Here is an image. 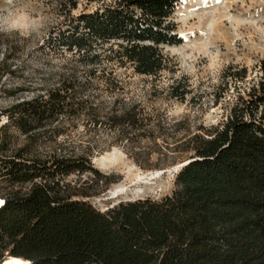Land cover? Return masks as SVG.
Wrapping results in <instances>:
<instances>
[{
  "label": "trees",
  "instance_id": "16d2710c",
  "mask_svg": "<svg viewBox=\"0 0 264 264\" xmlns=\"http://www.w3.org/2000/svg\"><path fill=\"white\" fill-rule=\"evenodd\" d=\"M89 1L104 4L72 17L52 42L92 64L102 57L91 56L94 49L110 44L106 57L137 75L156 77L168 69L171 59L161 46L183 43L171 20L182 0ZM97 73L74 72L3 113L4 127H14L28 143L10 157L0 154V179L20 186L1 196L0 263L264 264V63L249 99L240 97L226 121L178 147L191 154L171 196L125 201L105 212L66 181L86 173L103 178L91 164L92 151L44 158L30 153L34 142L68 135L75 117L98 109L88 95ZM108 119L116 126L130 124L132 117L112 113ZM101 120L97 115L94 122ZM8 142L10 135L0 138V150Z\"/></svg>",
  "mask_w": 264,
  "mask_h": 264
},
{
  "label": "rangeland",
  "instance_id": "374dc122",
  "mask_svg": "<svg viewBox=\"0 0 264 264\" xmlns=\"http://www.w3.org/2000/svg\"><path fill=\"white\" fill-rule=\"evenodd\" d=\"M73 4L78 7L74 9ZM103 4L89 0H0V15L19 10L13 27L0 30V138L11 136L0 154L10 157L28 143L14 127H4L8 118L3 113L10 106L45 94L74 72L83 76L96 68L97 77L88 95H94L98 109L75 117L68 135L34 142L30 153L44 158L54 153L92 151L91 164L103 178L86 173L66 181L105 212L125 201L171 196L177 178L173 171L187 163L191 154L178 147L189 136L204 134L226 121L240 97L249 99L251 88L262 79L264 0H182L171 20L183 43L175 45L176 51L161 46L171 62L156 77L137 75L131 66L109 60L110 44L94 49L91 56L100 53L102 57L92 64L52 42L70 27L72 17L101 9ZM243 70L246 74L241 79ZM112 113H128L136 119L115 126L108 119ZM97 115L102 119L98 125L94 122ZM95 159L100 160L96 163ZM157 171L163 174L150 181ZM19 188L0 179V200ZM117 190L123 193L114 199L112 193Z\"/></svg>",
  "mask_w": 264,
  "mask_h": 264
},
{
  "label": "clouds",
  "instance_id": "9594fccd",
  "mask_svg": "<svg viewBox=\"0 0 264 264\" xmlns=\"http://www.w3.org/2000/svg\"><path fill=\"white\" fill-rule=\"evenodd\" d=\"M17 12H19L18 9L16 11L8 10L7 15H0V30H8L13 27V25L16 23L14 17L16 16Z\"/></svg>",
  "mask_w": 264,
  "mask_h": 264
},
{
  "label": "bare ground",
  "instance_id": "6f19581e",
  "mask_svg": "<svg viewBox=\"0 0 264 264\" xmlns=\"http://www.w3.org/2000/svg\"><path fill=\"white\" fill-rule=\"evenodd\" d=\"M176 47L175 46H171V47H169L168 49H170V50H175L176 51V49H175ZM100 159H95V162L97 163L98 161H99ZM186 164H188V163H185V165ZM184 165V164H183ZM181 165H179L178 167H180ZM181 168V167H180ZM180 168H175L176 169V171H173V172H175V173H178L179 171H180ZM182 169V168H181ZM161 174H163V171H157L156 173H154L153 175H152V179L150 180V181H155V180H157V178H159L160 177V175ZM140 180H145L144 178H141ZM141 182V181H140ZM143 184H149L148 182H145V183H143ZM122 193H123V190H117V191H114L113 193H112V195H114L113 197H114V199H117V198H119L120 196H122Z\"/></svg>",
  "mask_w": 264,
  "mask_h": 264
},
{
  "label": "snow or ice",
  "instance_id": "6c2138e0",
  "mask_svg": "<svg viewBox=\"0 0 264 264\" xmlns=\"http://www.w3.org/2000/svg\"><path fill=\"white\" fill-rule=\"evenodd\" d=\"M217 2H219V3H222L223 2V0H217ZM0 203H3L2 201H0Z\"/></svg>",
  "mask_w": 264,
  "mask_h": 264
},
{
  "label": "water",
  "instance_id": "95a60500",
  "mask_svg": "<svg viewBox=\"0 0 264 264\" xmlns=\"http://www.w3.org/2000/svg\"><path fill=\"white\" fill-rule=\"evenodd\" d=\"M183 164H185V163H183ZM183 164H182V165H183ZM182 165L180 166L181 168L185 167V166L188 165V164L183 165V166H182ZM180 167H177V168H180ZM0 264H1V263H0Z\"/></svg>",
  "mask_w": 264,
  "mask_h": 264
},
{
  "label": "built area",
  "instance_id": "2783aa9c",
  "mask_svg": "<svg viewBox=\"0 0 264 264\" xmlns=\"http://www.w3.org/2000/svg\"><path fill=\"white\" fill-rule=\"evenodd\" d=\"M5 201H3V204H4Z\"/></svg>",
  "mask_w": 264,
  "mask_h": 264
}]
</instances>
